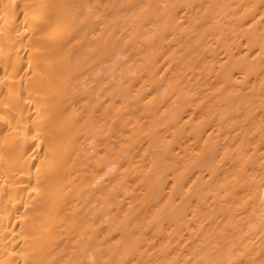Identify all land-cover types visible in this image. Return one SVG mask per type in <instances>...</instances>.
<instances>
[{
    "label": "bare ground",
    "instance_id": "1",
    "mask_svg": "<svg viewBox=\"0 0 264 264\" xmlns=\"http://www.w3.org/2000/svg\"><path fill=\"white\" fill-rule=\"evenodd\" d=\"M0 264H264V0H0Z\"/></svg>",
    "mask_w": 264,
    "mask_h": 264
}]
</instances>
